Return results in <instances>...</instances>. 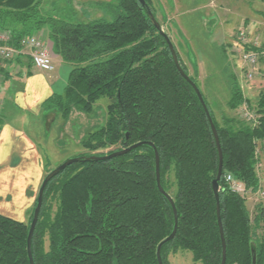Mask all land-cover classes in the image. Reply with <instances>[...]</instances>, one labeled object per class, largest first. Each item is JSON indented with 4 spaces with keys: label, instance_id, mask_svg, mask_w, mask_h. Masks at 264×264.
Here are the masks:
<instances>
[{
    "label": "trees",
    "instance_id": "1",
    "mask_svg": "<svg viewBox=\"0 0 264 264\" xmlns=\"http://www.w3.org/2000/svg\"><path fill=\"white\" fill-rule=\"evenodd\" d=\"M45 3L0 0V31L11 36L13 46L48 29L53 55L72 69L64 93L51 97L44 109L62 113L74 108L90 114L97 102L107 100L105 126L83 140L90 154L79 158L153 144L161 185L178 216L176 237L162 247L163 264H169V253L180 250L197 264H222L213 191L219 168L214 134L195 91L178 72L140 2L96 3L103 16L87 21L48 15ZM230 81L228 108L234 116L223 124L203 97L220 139L223 177L230 174L256 192L255 142L264 139V93L252 107L237 78L232 75ZM244 104L258 117L257 125L238 120L236 113ZM113 147L118 149L100 152ZM219 198L226 264H253L254 257L256 264H264V206L252 215L244 198L232 194L223 178ZM52 200L57 202L55 213ZM36 205L37 200L33 213ZM32 219L33 214L27 224L0 215V264H30ZM174 228V210L157 186L154 149L143 145L110 161L72 165L54 178L44 194L32 253L35 264H159L158 247Z\"/></svg>",
    "mask_w": 264,
    "mask_h": 264
},
{
    "label": "rangeland",
    "instance_id": "2",
    "mask_svg": "<svg viewBox=\"0 0 264 264\" xmlns=\"http://www.w3.org/2000/svg\"><path fill=\"white\" fill-rule=\"evenodd\" d=\"M45 1L47 9L45 11L48 15L59 19L87 21L103 16V13L95 8L96 3L110 0H73L72 5H67L63 0ZM86 1L94 3L86 6ZM148 2L156 20L170 38L189 76L195 79L217 121L223 124L225 118H232L234 115L228 108L231 97L230 78L232 75L236 77V73L239 74V72L244 76V71L238 60L231 56L230 45L239 30L244 29L251 33L249 30L251 24L255 26H252L253 29L258 31L253 33V36L260 38L258 41L264 45V19L251 12L252 9L263 12L261 11L263 4L260 0H148ZM50 50L53 55L52 48ZM6 77L3 76L4 80ZM259 79L264 81V76L256 78L249 84L258 83ZM238 83L243 92L244 86L240 80ZM261 91L264 93V89ZM259 96L256 95L250 99L252 107H255ZM108 105L107 100H101L95 104L94 111L90 114L81 113L74 108L62 113L46 111L49 115L42 120L41 124L46 133L44 138H47L48 145L45 177L68 160L83 156L82 153L90 154L81 143L89 134L105 126ZM236 115L239 121H243L238 112ZM117 149L113 147L100 152L108 154ZM259 178L258 187L259 184H264V168ZM170 183H174L173 175L169 178ZM244 200L252 215L259 205H263L255 194H249L244 197ZM50 203L53 208L52 213H55L57 202L52 200ZM33 209L28 214L27 224L30 222ZM47 248L46 240L45 249ZM168 262L169 264H197L189 252L181 250L175 254L169 253Z\"/></svg>",
    "mask_w": 264,
    "mask_h": 264
},
{
    "label": "crops",
    "instance_id": "3",
    "mask_svg": "<svg viewBox=\"0 0 264 264\" xmlns=\"http://www.w3.org/2000/svg\"><path fill=\"white\" fill-rule=\"evenodd\" d=\"M260 2L264 6V0ZM92 3L86 1L85 5ZM261 11L264 12V7ZM251 12L264 19L263 12L253 9ZM250 26L252 35L258 32L253 29V24ZM35 35L42 36L45 44L52 48L48 29ZM53 62L55 71L50 74L37 70L30 58H20L6 75L0 93V215L18 222H27L46 173L48 145L41 124L49 114L43 105L54 95L64 93L72 71L55 55ZM238 63L243 69L241 62ZM263 73L257 79L264 76ZM236 78L244 86L246 100L260 95L264 89L261 79L258 83L249 84L240 72L236 73Z\"/></svg>",
    "mask_w": 264,
    "mask_h": 264
},
{
    "label": "built area",
    "instance_id": "4",
    "mask_svg": "<svg viewBox=\"0 0 264 264\" xmlns=\"http://www.w3.org/2000/svg\"><path fill=\"white\" fill-rule=\"evenodd\" d=\"M258 40L248 30L241 29L236 33L229 49L231 56L243 65L244 79L248 83L255 81L264 71V45ZM23 57L30 58L33 66L39 71L50 74L55 71L53 55L42 36L24 37L20 40L19 46L15 47L12 45L11 36L7 32L0 31V92L4 81L3 76L8 75L12 71L13 64ZM238 114L244 122L257 125L258 117L248 105L244 104L238 110ZM255 146V168L257 177L260 179L259 174L264 168V139L256 141ZM223 180L232 194L239 195L242 198L247 197L249 194H255L264 206V184H259L257 191L254 192L247 189L243 182L230 174L225 175Z\"/></svg>",
    "mask_w": 264,
    "mask_h": 264
},
{
    "label": "water",
    "instance_id": "5",
    "mask_svg": "<svg viewBox=\"0 0 264 264\" xmlns=\"http://www.w3.org/2000/svg\"><path fill=\"white\" fill-rule=\"evenodd\" d=\"M141 4V6L143 7V9L146 11L147 16L149 17V19L151 20L152 24L154 25V27L159 31V33L161 34V36L164 38L175 63V66L178 70V72L180 73V75L182 76V78L193 88V90L195 91L205 113L206 116L208 118V121L210 123L211 129L213 131L214 134V138L216 141V145H217V149H218V154H219V168H218V175L216 180L213 182V191H214V195H215V199L217 202V216H218V225H219V229H220V236H221V241H222V249H223V259H222V264H226V260H227V246H226V241H225V236H224V230H223V225H222V221H221V208H220V198H219V190H220V182L223 178V152H222V148H221V144H220V139L216 130V127L214 125L213 119L211 117L210 111L206 105V102L204 100V97L200 91V89L198 88V86L191 80V78L184 72V70L182 69L179 59H178V55L177 52L175 50V47L173 46L170 38L167 36V34L163 31L160 23L156 20L152 10L150 9V7L147 5L146 0H138ZM143 145H149L154 149L155 152V163H156V181H157V186L158 189L160 191V193L165 196L173 210H174V214H175V228L173 233L171 234V236L166 239L164 242H162V244H160V246L158 247L157 250V258H158V263L159 264H163L162 261V247L171 242L177 234L178 231V216H177V211H176V207H175V203L172 200V198L164 191L162 185H161V176H160V158H159V154L158 151L156 150V148L154 147L153 144L151 143H141V144H136L128 149L119 151V152H115L112 153L110 155H106L103 157H97V156H91V157H78V158H73L68 160L67 162H65L64 164H62L61 166H59L57 169L53 170L50 174H48L42 185L41 188L39 190V194H38V198H37V205L35 207L34 213H33V219L32 222L30 224V230H29V235H28V240H27V244H28V255H29V260H30V264H35L34 262V258H33V253H32V240L34 237V233L39 221V217H40V213H41V209L43 206V199H44V194L46 191L47 186L49 185V183L56 178L57 176H59L62 172H64L68 167H71L72 165L78 164V163H85V162H100V161H110L114 158H118V157H122L125 156L127 154H129L130 152H132L133 150H136L138 148H140ZM253 264H256V258H253Z\"/></svg>",
    "mask_w": 264,
    "mask_h": 264
}]
</instances>
